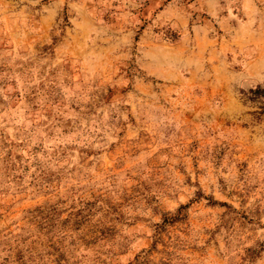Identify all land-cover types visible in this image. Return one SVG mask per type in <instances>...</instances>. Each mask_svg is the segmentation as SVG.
I'll list each match as a JSON object with an SVG mask.
<instances>
[{"label": "rangeland", "instance_id": "obj_1", "mask_svg": "<svg viewBox=\"0 0 264 264\" xmlns=\"http://www.w3.org/2000/svg\"><path fill=\"white\" fill-rule=\"evenodd\" d=\"M264 0H0V264H264Z\"/></svg>", "mask_w": 264, "mask_h": 264}, {"label": "trees", "instance_id": "obj_2", "mask_svg": "<svg viewBox=\"0 0 264 264\" xmlns=\"http://www.w3.org/2000/svg\"><path fill=\"white\" fill-rule=\"evenodd\" d=\"M243 104L249 108L248 114L253 123L264 122V85L257 84L247 90L241 91Z\"/></svg>", "mask_w": 264, "mask_h": 264}]
</instances>
